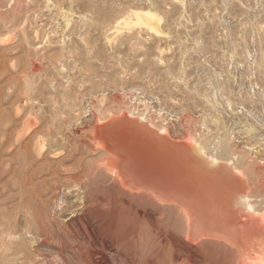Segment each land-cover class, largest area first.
<instances>
[{"label":"rangeland","instance_id":"rangeland-1","mask_svg":"<svg viewBox=\"0 0 264 264\" xmlns=\"http://www.w3.org/2000/svg\"><path fill=\"white\" fill-rule=\"evenodd\" d=\"M0 10V264H145L141 253L76 250L84 246L66 227L78 198L50 197L48 169L63 158L51 152L78 130L94 141L92 128L114 110L176 140L227 148L225 159L238 145L264 223V0H0ZM138 11L159 16L156 31L136 21ZM28 119L47 140L39 152ZM92 181L103 186L97 174Z\"/></svg>","mask_w":264,"mask_h":264},{"label":"bare ground","instance_id":"bare-ground-1","mask_svg":"<svg viewBox=\"0 0 264 264\" xmlns=\"http://www.w3.org/2000/svg\"><path fill=\"white\" fill-rule=\"evenodd\" d=\"M0 14L3 15L2 12ZM134 15L138 19L136 21L148 25L152 31L157 28L154 22L158 15L150 11H138ZM38 65L34 67L36 71ZM197 108L192 107L194 110ZM114 111L108 112L111 113L108 117L100 113L105 121H96L98 123L92 128L94 141L82 139L78 130L69 145L59 146L51 152L55 157L63 158H57L59 161L52 163L48 169L52 175L50 197L55 199L57 193L65 191L64 198H78L79 207L75 211L73 208L74 215L70 216L73 223L66 227V234L73 235L77 244L79 242L84 246L74 245L76 250L101 255L113 251L141 253L146 258L145 264H264V223L251 204L253 201L250 203L254 197L250 198L248 185L241 173L244 151L234 144L231 146L232 158L225 159L227 148L214 150L210 147L211 143L199 142L195 137L176 140L167 129H159L151 123L129 117L124 111ZM26 128L33 131L32 136L38 141L34 149L41 151L47 142L42 137L43 129L31 120ZM46 135L53 136L51 129H47ZM91 153H98L99 159L94 157L91 162H86L85 154ZM96 174L103 184L99 188L93 186L92 180ZM27 188L26 185L24 189ZM66 207L65 204L58 214L65 213Z\"/></svg>","mask_w":264,"mask_h":264}]
</instances>
